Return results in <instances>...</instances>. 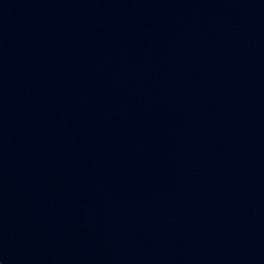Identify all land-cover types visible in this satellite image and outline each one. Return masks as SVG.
<instances>
[{"label":"water","instance_id":"water-1","mask_svg":"<svg viewBox=\"0 0 264 264\" xmlns=\"http://www.w3.org/2000/svg\"><path fill=\"white\" fill-rule=\"evenodd\" d=\"M0 264H264V0H0Z\"/></svg>","mask_w":264,"mask_h":264}]
</instances>
